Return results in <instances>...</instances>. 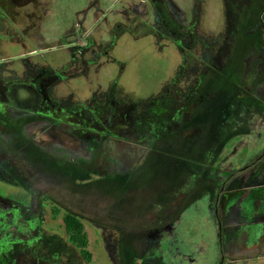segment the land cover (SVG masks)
Masks as SVG:
<instances>
[{
    "label": "flooded vegetation",
    "instance_id": "flooded-vegetation-1",
    "mask_svg": "<svg viewBox=\"0 0 264 264\" xmlns=\"http://www.w3.org/2000/svg\"><path fill=\"white\" fill-rule=\"evenodd\" d=\"M263 2L261 0L258 4V7L261 8V15H264V7L261 5ZM147 3L150 4V9L156 17V11L153 10L151 0H147ZM157 14H159V10ZM160 23L162 25H157L154 22L158 32L156 34H160L158 38L171 37L174 40L176 32L182 33L179 27L172 26L169 18L165 19V22L160 21ZM166 31L170 34H168L169 36L166 35ZM238 32L239 27H236V30L231 34L233 43L230 44V47L234 44ZM184 37L180 38V42ZM190 40L192 39L190 38ZM181 55L182 63L178 72L169 84L166 87L163 86V89L158 91L152 99L156 100V103L142 102L141 110L136 106V102L123 103L126 106L121 109L124 106H121L116 94L120 92L116 80L109 84L102 97L97 98V92H93L87 100V104L82 102L79 105H73L66 104L64 101L51 100L44 91L43 81L54 76L63 78L64 69L61 73L54 74L50 69L41 68L31 78L30 71L25 72V76L29 77L30 85L24 86L22 84L18 88L22 86L21 88L27 98L29 96V100L25 96L23 99L8 102L5 94L1 91L0 84V182L7 183L14 188H20L16 174L25 179L30 173L28 164H23L18 154L10 156L12 158L7 161L3 160V147L7 145L10 149L17 148L18 150L23 142H32V147L35 148L36 153L42 149L52 156V162L57 161L59 164L63 162L61 165H67V167L63 165L62 169L60 168L62 171H66L65 168L70 170L69 164L84 168V165L89 163L90 167L87 169L94 175H89V173L86 176L96 179L100 186L103 185L102 183L121 184L124 188H129L130 191L136 190L138 195H140L139 191L143 193V196L137 197L135 206L127 210L109 213L103 211L105 204H100L98 209H101L102 212L95 213L87 207V211L90 210L92 213L91 216H86L85 205L83 207L78 206L85 204L82 193H79L73 202L64 204L70 209L77 205L83 210L82 212L78 211V213L77 211L66 210L64 213L72 212L80 218L83 225L85 222H89L98 228L101 235L112 238V264H202L204 260L202 261L201 258L207 260V255L200 257V260L192 257L193 253H202L201 248H195L197 242L195 245L186 247V249H180L178 246L181 238L179 239L176 234L177 226L185 211L191 207L196 208L200 201H205L206 208L203 211L206 213V217L212 220L215 229L217 249L215 264L238 263L235 258L243 253L245 246L243 235L249 230L250 232L254 230L251 228L253 224L247 228V225L243 223H260L261 221L263 227L260 229L264 231V222H262L264 220V204L263 207L257 206V204L250 207L245 203L247 201L245 200L246 194L228 198L229 200L224 207H222L221 202L225 195L232 191L245 190L247 192L248 189L264 187V184H256L246 190V179L241 181L245 167H249V169L252 167L251 173L253 176L255 175V179L262 174L259 170L264 162V141L262 143L264 133L260 131L251 137L254 138L257 146L253 149L249 148L248 152L246 147L241 146L243 136H236L223 144L218 151L220 160L217 165L219 171L216 175L209 174L205 178L201 174L203 167H198L191 162L182 167L174 166L180 163L179 157L182 154H192L194 150L193 140L199 134L198 124L195 122L199 108L197 101L199 96L198 81L204 75L203 73L199 76H193L191 83L187 84L183 90L173 86L175 78H178L185 69L187 55L183 53ZM231 60V58L227 60L229 61L228 64ZM244 60L249 62V68L247 71L238 70L239 74L237 72L236 75L240 80L239 83H252V87L256 86L259 96H264V84L260 83L263 77L262 73L256 70L253 79L248 76L252 68V58L249 52ZM70 61L73 62L72 67L75 69V61H78V57L72 56ZM85 61L87 60H82V62ZM228 64L223 68L225 72L229 67ZM231 72L234 73L233 70ZM3 88L6 87L3 85ZM17 90L15 89L14 93ZM173 95L175 96L173 97ZM119 109L127 115L119 116ZM107 113L110 114L109 118L105 117ZM118 117L121 118L120 122ZM37 131H41L51 138L47 141L39 140ZM179 131L181 132L180 136ZM66 138H69L68 141L72 140L75 146L67 148L64 143H61ZM153 143L157 145L154 149ZM176 143H179V148L176 147ZM229 152L232 153V158H229ZM240 152L242 154L237 157L236 155ZM208 154L214 153L211 151ZM235 156L236 159H233ZM35 159H37L36 156ZM256 159H258V164ZM4 162L6 163L4 164ZM160 163L167 168L178 169L179 174L173 181L161 186L163 189L146 193L144 196L148 183L139 181L137 176L141 171L145 172L149 166H156ZM45 168L42 166L40 171H45V177L48 181L47 188L51 198L49 203L52 204L54 201L59 203L63 191L59 189L56 193L54 192L55 186L53 184L56 182L53 179V172L60 170L52 168V165ZM83 171L84 169L79 174H82ZM31 173L36 180L41 176L37 167ZM251 182L253 183V181ZM52 192L55 195H52ZM20 195L19 191L14 194H0V206L1 202H4L2 204L14 205L8 203L10 198L16 199L15 201L20 202L16 204L21 205L20 199L22 197ZM70 195L72 196V194ZM66 197L68 199L67 195ZM24 198L26 200L22 204L27 203L24 205L29 207L28 193ZM258 200H261L260 203H264V197H259ZM105 201L103 199V202ZM17 213L23 214L22 207L18 206ZM57 215L52 213L53 217ZM62 216L63 235L46 232L43 214L39 224L33 223L29 230L22 228L23 230L19 231V236L28 238L29 235L39 233L45 236L55 235L62 237L66 247H69L68 242L63 237H67V235ZM6 229V225H1L0 211V264H3L6 259H14L11 263L15 264H32L24 257L34 260L32 259L33 254L20 252L18 255L14 253V257L11 251L4 252L1 243L2 234L5 233ZM12 230L8 234L10 237L4 240L9 241L13 237ZM103 240L106 243V239L103 238ZM260 242L262 240L258 241L256 249L264 247V240L262 246ZM183 244L185 243L183 242ZM35 249L37 246L33 251ZM246 249L249 248L246 247ZM247 251L254 252V250Z\"/></svg>",
    "mask_w": 264,
    "mask_h": 264
},
{
    "label": "rangeland",
    "instance_id": "rangeland-1",
    "mask_svg": "<svg viewBox=\"0 0 264 264\" xmlns=\"http://www.w3.org/2000/svg\"><path fill=\"white\" fill-rule=\"evenodd\" d=\"M170 1L184 26L182 48H179L171 37L158 38L160 34H156L158 32L154 26V22L159 23L158 18L154 16L147 0H0V84L6 100L12 102L23 99L26 95L22 86L14 93L16 86L30 85L25 72L30 71L31 78L41 68L50 69L54 74L61 73L63 69L65 71L63 78L54 76L43 81L44 91L51 100L73 105L82 102L87 104L93 92H97V98L102 97L109 84L116 80L120 88V92L116 94L121 106H124L121 109L128 103L136 102L140 110L143 107L142 102L156 103V100L152 99L178 72L182 63V53L187 55L185 69L172 84L179 90L190 84L193 76L204 73L211 78L214 75L212 71L222 72L229 58L232 60L228 64L227 72L233 70L235 74L237 72L239 74L238 70H248L249 62L244 58L249 52L250 44L248 38L242 34L244 10L247 6L241 8V0ZM260 2L261 0H249L247 2L249 7L246 10L251 8L256 12ZM240 8L242 11L239 13ZM236 12L239 13V21ZM236 26L239 27V32L230 47L233 43L231 34ZM254 31L259 32L255 29ZM165 33L167 36L170 35L167 31ZM72 56L78 57L75 69L72 67L73 62L70 61ZM83 59L87 60L86 64L82 62ZM207 71L213 75H209ZM3 85L6 88H3ZM30 100L33 101L31 98ZM121 109L119 116L122 117L125 114ZM105 117L109 118L110 114L107 113ZM120 120L118 117L119 122ZM36 133L39 140L47 141L51 138L41 131ZM68 140L69 138L63 139L61 143L67 148L75 146L72 140ZM242 141L241 146L246 147L247 152L249 148L257 146L254 138L244 137ZM263 141L264 137L262 143ZM229 154V158H232V153ZM240 154L242 152L236 156ZM236 156L233 159H236ZM52 167L60 170L53 172V179L59 181L54 192L60 189L63 193L59 203L48 204L45 207L44 229L48 233L63 235L61 216L66 210L82 212L78 206L85 205L86 216H91L92 213L90 210L87 211V207L95 213H101L98 206L105 204L103 211L111 213L135 206L137 197L143 196L140 191L138 195L136 190L130 191L121 184L102 183L100 186L93 183L96 180L94 178L85 180L80 185L73 179L74 176L67 175L70 172L68 168H65L67 172L65 175L60 169L62 165L54 163ZM251 168L245 167L241 176V181L246 179V190L255 178ZM260 172L263 174L260 175L262 182L264 165ZM178 174V169L167 168L160 163L149 166L145 172L141 171L137 179L148 183L145 196L146 193L163 189L161 186L173 181ZM89 175L94 173L90 172ZM245 176L246 178H243ZM18 191L21 193L20 188L0 182L1 195L14 194ZM54 192L51 194L55 195ZM232 192L225 195L221 202L222 207L228 198L239 195L246 194L247 201L250 198L253 201V198L264 197V187L248 189L247 192L245 190ZM79 193L84 195L85 204L75 205L71 209L64 205L66 202L76 200ZM103 199L106 201L103 202ZM204 202L200 201L196 208L191 207L183 214L176 229L178 238H181L178 247L186 249L197 242L195 248H201L202 253H193L192 257L200 260V257L207 255V260L201 258L204 260L202 264H215L217 256L215 229L212 220L206 217L203 211L206 208ZM55 207H59L60 211L53 217L51 208ZM91 221L94 222L93 219ZM84 230L88 236L91 261L86 262L76 249H72L74 264H112V238L101 235L98 228L89 222H85ZM103 238L106 239V243ZM24 258L32 264H51L43 256L33 257L34 260L26 256ZM66 263V259H62L61 264ZM3 264L15 263L5 261Z\"/></svg>",
    "mask_w": 264,
    "mask_h": 264
},
{
    "label": "trees",
    "instance_id": "trees-1",
    "mask_svg": "<svg viewBox=\"0 0 264 264\" xmlns=\"http://www.w3.org/2000/svg\"><path fill=\"white\" fill-rule=\"evenodd\" d=\"M248 1L249 0H241V8L244 6H247L248 8ZM151 5L153 10L156 11L155 15L159 22H156L157 25H162L160 21L165 22V19L169 18L172 26H177L180 30L184 29L183 24L179 20L177 10L170 0H151ZM261 5L264 7V2L261 3ZM241 8L238 11L239 13L242 11ZM257 8L256 12L251 8L245 12L242 34L248 38L250 44L249 53L252 58V68L249 71L248 76L253 79L256 70L260 71L263 75L260 83L264 84V15H261V8L258 6ZM158 10L159 14H157ZM238 12H236L237 21H239ZM254 29L259 30V32L255 33ZM184 36L185 34L180 33V31L174 34V42L179 48L183 47L180 38L182 39ZM212 72L214 75L211 73L209 75H213V77L211 76L210 78V76L207 77L208 74H204L198 82L199 96L197 101L199 102V108L197 112L198 114L196 115L197 120H195V122L198 124L197 127L199 134L193 140L194 150L192 154H182L179 157L180 163L175 162L177 165H174L182 167L183 165H189L191 162L198 167L202 166L201 174L204 175L205 178L209 174H218L219 169L217 168V165L220 160L218 151L223 144L236 136L251 138L260 131L264 133V96H259L256 86L252 87V83L250 82L239 83L240 80L237 75L232 72H225L224 70H222V72H218V70ZM243 85H245L244 88ZM18 86L19 85L16 86V89H18ZM26 99L29 100V96L28 98L26 96ZM180 133L181 132L179 131V136L181 135ZM31 143L32 142L28 141L23 142L18 150L17 148L10 149L7 145L2 149L4 155L3 160L7 161L12 158L10 156L18 154L23 161V164H28V169L30 171V176L27 174L25 179L22 177L20 178L18 174H16V178L20 182L22 197L20 200L23 203L24 200H26L24 196L28 193V197L30 198L29 200L27 199L29 207L24 205L27 203H21V205L16 204L20 202L15 201L16 199L13 200L14 198H10L8 203L16 206L2 204L4 202H1V225L4 224L7 227L5 233L2 234V248L4 252L11 251L13 256L14 253L18 255L20 252L33 254L34 258L43 256L51 264H61L62 259H66V264H74V252L72 249H76L77 253L86 262H90L91 252L88 250L87 233L84 230L83 222L72 212L64 213L62 218L67 235L65 238L66 242L74 248L66 247L64 239L55 235L45 236L39 233L37 235H29L28 238L19 236V231L23 230L22 228L29 230L33 223L36 225L37 223L39 224V221H42L45 207L48 204H51L49 203L51 198L49 195L50 192L47 188L48 181L45 177V171L41 172L40 168L42 166L48 168L54 163L58 165L63 163L61 162L59 164L57 161L52 162V156L47 152H44L42 149H39L38 153H36L35 148L32 147L33 145ZM155 143H153V149L157 146ZM175 145L179 148V143H176ZM211 151L214 154H208ZM35 156L37 159H35ZM256 160L258 164V159ZM5 163L6 162H4V164ZM263 165L264 162L262 163V166ZM64 166L67 167V165ZM35 167L38 168L39 175L41 174L37 180L31 173ZM69 167V174H67L66 171H63V174L70 175V177L74 176L73 179H76V182L80 185H82L85 180L90 179L86 176L90 173L87 169L90 167L89 163H87V165L85 164L84 168L72 164H69ZM82 169H84L83 173L79 174ZM257 177L256 179L254 178L253 183L251 182L252 184L249 186L264 184V181L261 182L262 178H260V175ZM55 182L58 183L59 181ZM56 183L53 185L56 186ZM93 183L97 184L98 182L95 180ZM22 192L24 193V196H22ZM54 203L57 202L54 201ZM18 206L22 207V215L17 213ZM51 211L53 215H57L60 208H51ZM19 216L21 217L19 218ZM11 230L13 237L9 241L4 240L5 238L10 237L8 234ZM19 243H21V245H19ZM28 245L29 248H27ZM30 245L33 246L30 247ZM36 246L37 249L33 251ZM12 261H14V259L10 261L6 259V262L8 263H11Z\"/></svg>",
    "mask_w": 264,
    "mask_h": 264
},
{
    "label": "crops",
    "instance_id": "crops-1",
    "mask_svg": "<svg viewBox=\"0 0 264 264\" xmlns=\"http://www.w3.org/2000/svg\"><path fill=\"white\" fill-rule=\"evenodd\" d=\"M244 8H245V6H244ZM246 9H247V7H246ZM246 9L244 10V12H247ZM251 199L248 202H245L250 207L254 204L255 205L257 204V206L264 204L262 202L260 203L261 200H258L257 198H253V201H251ZM262 222H264V220H262ZM243 224H246L247 226H249L250 224H253L251 228H253L254 230L251 232L249 230V232L247 231V233L245 235H243L244 236L243 238L245 240V246L249 249H246V247L244 246L243 247V253L241 255L237 256L235 258L236 259L235 261H237L238 264H264V247H260L259 249H256V245L258 244V241L262 240V242H260V245L261 246L263 245L264 231L262 229H260V227H263V223H261V221H260V223L244 222ZM253 241H254V243H253ZM252 248H254V249H252ZM247 250H256V252H251V251H247ZM251 255H253V256H251Z\"/></svg>",
    "mask_w": 264,
    "mask_h": 264
}]
</instances>
